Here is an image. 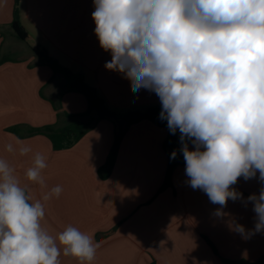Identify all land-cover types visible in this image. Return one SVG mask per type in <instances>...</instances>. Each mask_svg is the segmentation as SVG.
I'll return each instance as SVG.
<instances>
[{"label": "crops", "instance_id": "obj_1", "mask_svg": "<svg viewBox=\"0 0 264 264\" xmlns=\"http://www.w3.org/2000/svg\"><path fill=\"white\" fill-rule=\"evenodd\" d=\"M14 9L15 0H0V58L7 59L0 65V158L15 169L30 202L42 203L44 230L55 238L73 226L93 232L100 244L91 262L61 255L60 264L252 263L264 255V232L244 237L232 228L233 222L247 230L254 228L255 213L247 197L258 195L264 187L258 172L248 180L240 177L231 186L244 199H229L224 215L218 217L215 211L220 206L188 185L185 166L175 170L172 187L160 192L168 165L163 147L167 130L149 121L133 125L126 133L107 180L101 179L99 170L115 141L111 121H100L65 151H55L43 135H30L31 129L66 125L65 113L79 115L88 110L83 95L62 94L63 81L37 56L43 50L62 67L83 76L111 111L145 110L161 103L154 92L134 93L122 74L105 69L111 54L99 46L94 34L92 0H21L19 21L26 40H20L12 28ZM27 45L29 56L24 54ZM18 53L20 57L15 58ZM17 140L32 152L23 156L7 152L5 145L18 148ZM36 152L46 157L43 185L25 175ZM57 185L62 188L60 196L44 200Z\"/></svg>", "mask_w": 264, "mask_h": 264}, {"label": "clouds", "instance_id": "obj_2", "mask_svg": "<svg viewBox=\"0 0 264 264\" xmlns=\"http://www.w3.org/2000/svg\"><path fill=\"white\" fill-rule=\"evenodd\" d=\"M94 34L111 54L105 69L154 92L159 118L179 131L187 183L219 205L243 200L240 177L264 181V0H92ZM189 142L193 148H189ZM7 152H32L16 141ZM177 152L171 153L175 159ZM46 157L36 152L28 180L44 184ZM0 158V264H60V256L91 262L100 244L94 233L68 226L53 237L41 226L42 203L30 202ZM57 185L43 199L59 197ZM247 202L254 228L233 222L241 236L264 232V187Z\"/></svg>", "mask_w": 264, "mask_h": 264}, {"label": "trees", "instance_id": "obj_3", "mask_svg": "<svg viewBox=\"0 0 264 264\" xmlns=\"http://www.w3.org/2000/svg\"><path fill=\"white\" fill-rule=\"evenodd\" d=\"M21 0H15L14 9V21L12 28L20 40H26L28 38L27 33L21 26L19 21V5ZM37 56L40 62L48 66L54 73V76H62L64 82L62 83L61 92L65 93H79L83 95L88 103V110L79 115L64 114L67 119V124L60 127L47 126L43 128H36L30 130V135H43L47 137L53 146L55 151L70 150L75 147L91 130H93L97 124L102 120H109L115 126V141L108 156L106 164L99 170L101 179L107 180L114 169L119 154L121 142L123 141L126 133L129 129L142 121H149L159 128L167 130V138L164 142V150L168 157V165L165 175V180L160 192H163L167 188L172 187V179L175 170L179 167L185 166L183 155L180 152V140L179 131L176 134H171L167 127V121L161 120L159 114L161 106L150 107L143 111L134 110L126 113H116L111 111L105 104V101L98 95L96 89L89 86L84 77L79 74H74L68 69L62 67L55 59L49 56L47 51L37 52ZM6 58H0V65L6 62ZM55 108L60 110V105L55 104ZM15 131V129H11ZM191 144V142H189ZM177 152L175 159H170L173 151ZM215 254L219 257V252L213 247ZM226 264H264V255L257 261L247 263L246 261H227Z\"/></svg>", "mask_w": 264, "mask_h": 264}, {"label": "rangeland", "instance_id": "obj_4", "mask_svg": "<svg viewBox=\"0 0 264 264\" xmlns=\"http://www.w3.org/2000/svg\"><path fill=\"white\" fill-rule=\"evenodd\" d=\"M24 48H25L24 54H26L27 56H29L31 54L30 45L24 46ZM20 55L21 54L18 53L17 55H15V58L20 57ZM57 77L64 82V79H63L62 76L58 75ZM141 111H143V110H141Z\"/></svg>", "mask_w": 264, "mask_h": 264}]
</instances>
